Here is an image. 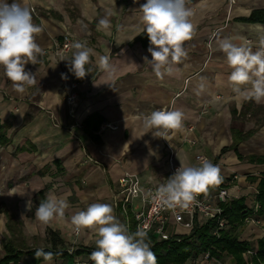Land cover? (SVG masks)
I'll return each instance as SVG.
<instances>
[{
	"label": "crops",
	"instance_id": "obj_1",
	"mask_svg": "<svg viewBox=\"0 0 264 264\" xmlns=\"http://www.w3.org/2000/svg\"><path fill=\"white\" fill-rule=\"evenodd\" d=\"M16 2L29 7L33 22L42 28L36 35L42 54L36 64L26 65L37 82L25 94L14 91L0 69V124L6 126L8 137L6 144H0V258L6 254L4 245L10 244L24 252L18 264H46L29 252L51 247V229L59 233L69 253H81L53 259L50 264H94L90 254L96 249V233L91 229L75 233L71 217L91 203H106L130 229L132 215L125 216L116 204L119 178L131 172L145 188L158 187L170 176L168 148L161 138L151 132L144 134L143 129V117L162 108L185 114L183 129L171 130L167 137L177 150L176 163L183 160L198 165L199 154L214 160L222 180L204 195L212 197L219 188H227L230 197L226 202L244 197L252 214L239 229L238 238L257 247V241L264 237V216L257 214L256 202L264 163L250 158L264 156V103L251 101L250 109L244 112L248 101H240L233 93L227 79L231 69L218 50L217 40L231 37L237 44L247 41L255 51L254 26L259 23L236 18L264 8V0H186L194 34L184 45L187 57L172 65V74L162 79L143 59H151L148 37L146 45L140 39L143 23L139 9L146 0ZM105 16L110 18L111 28L97 31L98 20ZM66 33L72 35L73 42L86 43L94 50L83 79L69 71L65 60L71 59L74 50L65 56L60 53ZM105 55L110 72L98 66L99 58ZM200 83L206 87L197 95ZM71 92L78 97L73 113L66 102ZM94 115L102 119L98 129L87 124ZM252 116L254 121L250 119L246 129L232 126L233 118ZM190 125L193 130L189 132ZM233 130L243 137L236 146ZM185 137L196 143H185ZM224 147L227 150L222 152ZM48 195L65 198L69 206L62 218L45 225L36 219L35 211ZM29 200L31 211L27 209ZM10 220L15 222L10 224ZM223 257L225 264H234L230 256Z\"/></svg>",
	"mask_w": 264,
	"mask_h": 264
},
{
	"label": "clouds",
	"instance_id": "obj_2",
	"mask_svg": "<svg viewBox=\"0 0 264 264\" xmlns=\"http://www.w3.org/2000/svg\"><path fill=\"white\" fill-rule=\"evenodd\" d=\"M139 10L142 13V31L147 34L150 44L147 51L151 54L150 60L147 56L143 59L155 75L162 79L165 74H172V65L181 63L187 57L184 45L194 34V25L190 19L192 11L186 6V0H146ZM110 28L111 20L108 16L98 20L97 31ZM254 30L257 34L255 51L251 43L245 41L237 44L231 37L218 39L217 46L224 53L231 69L227 79L236 98L260 104L264 103V25L257 24ZM41 31L42 28L33 22L29 7L16 0L11 3L0 0V69L18 94H25L36 85V76L26 71V65L29 62L36 64L37 56L42 54L36 42V35ZM71 48L74 50L71 59H65L69 71L77 79H83L88 75L86 66L95 55L94 50L79 41L73 42ZM98 66L101 71L110 72L109 57L101 56ZM205 87L204 83H200L195 90L196 94L200 95ZM184 119L185 114L179 109L153 111L143 117L144 134L151 132L154 137L167 140L171 130L183 129ZM221 180L219 167L206 157H200L198 165H189L180 160V167L165 183L158 186L153 199L158 200L161 206L187 207L197 194L206 192ZM12 194L15 192L9 195ZM30 205L31 200L27 204L29 211ZM68 206L65 198L48 195L37 206L35 217L47 225L62 218ZM71 223L76 232L83 229L95 231L96 250L90 254L94 264H157L147 232L139 228L130 232L128 226L114 215L110 204L91 203L86 210L73 215ZM53 256L52 252L42 248L35 251V257L43 258L46 264H50Z\"/></svg>",
	"mask_w": 264,
	"mask_h": 264
},
{
	"label": "trees",
	"instance_id": "obj_3",
	"mask_svg": "<svg viewBox=\"0 0 264 264\" xmlns=\"http://www.w3.org/2000/svg\"><path fill=\"white\" fill-rule=\"evenodd\" d=\"M236 20L264 25V8L253 9L248 16L238 17ZM146 37V33L140 36L144 45L147 44ZM250 105L251 101L246 102L244 112L250 109ZM101 122V117L94 115L90 117L87 124H94V129H98L102 124ZM233 132L235 135L234 146H236L243 137L238 130H233ZM7 142L6 126L0 124V144ZM225 150L227 147H224L222 152ZM250 159L264 163V156L251 157ZM256 202L258 204L257 214L264 216V173L257 186ZM221 205L223 216L228 220L229 225L219 231V236L213 233L214 222L196 225L189 234L174 236L170 240L159 241L148 236L151 250L157 257V264H186L189 258L205 251H209L218 260H221L224 255H228L234 264H264V237L257 241V247H253L250 242L240 241L238 238L239 229L252 214L245 204V198H234ZM130 232H135L133 219ZM48 239L51 241V247L44 248V250L52 252L54 254L53 259L68 258L81 253V250L69 253L65 248L64 241L56 231L49 229ZM4 249L6 254L0 258V264H18L20 257L24 254L22 250H16L10 244L4 245ZM248 250H255V253L248 256ZM35 251L36 249L30 250L29 253L35 254ZM38 261H43V258L38 259Z\"/></svg>",
	"mask_w": 264,
	"mask_h": 264
},
{
	"label": "built area",
	"instance_id": "obj_4",
	"mask_svg": "<svg viewBox=\"0 0 264 264\" xmlns=\"http://www.w3.org/2000/svg\"><path fill=\"white\" fill-rule=\"evenodd\" d=\"M72 43V35L66 33L59 45L61 55L65 56L73 50L71 48ZM72 87H76V84H72ZM66 102L70 107V112L73 113L78 105L77 94L75 92L69 93L66 96ZM106 127L111 129L117 128V126L111 124H106ZM187 130L189 132L192 131L193 126H188ZM161 139L169 150L167 165L171 176L180 167L175 159L177 150L169 144L168 140ZM183 140L190 145L196 143L195 139L189 137H185ZM202 156L209 159L215 165L214 160L205 154L196 156L197 164H199V158ZM166 181L167 179L164 183ZM118 183L116 204L121 207L125 216L132 215L135 231L138 228L142 229L147 232L148 236H152L159 241L170 240L172 237L182 234H189L196 225H202L207 222H214L213 233L219 236V231L229 225L228 220L223 216L221 205L230 197L227 188H219L218 192L212 197H206L204 193L197 194L195 200L187 207L180 205L168 207L161 206L158 200L153 199L158 187H141L140 178L136 174L124 172L119 178ZM125 224L129 228V224ZM75 233L77 232L75 231ZM91 250L93 252L96 249L92 248ZM254 253L255 250L247 251L248 255ZM219 261L209 251H205L189 258L187 263L201 264L202 262H212L213 264H219Z\"/></svg>",
	"mask_w": 264,
	"mask_h": 264
},
{
	"label": "rangeland",
	"instance_id": "obj_5",
	"mask_svg": "<svg viewBox=\"0 0 264 264\" xmlns=\"http://www.w3.org/2000/svg\"><path fill=\"white\" fill-rule=\"evenodd\" d=\"M8 2L9 3H11L12 2V0H8ZM31 10H32V8H31ZM234 120V122L232 123V126L233 127H235V128H243V129H246L248 126L247 125H245L250 119L252 120V121H254V117L252 116V117H249V118H239V117H236V118H233ZM253 125V124H252ZM252 125H250V127L252 126ZM259 125V124H258ZM257 126V125H256ZM13 222H15V221H13V220H10V224H13ZM15 226H16V224H15ZM0 247H1V244H0ZM225 262H226V258L225 257H223V259H221V261H220V263L221 264H225ZM186 264H189V263H186ZM191 264V263H190ZM192 264H195V263H192Z\"/></svg>",
	"mask_w": 264,
	"mask_h": 264
}]
</instances>
